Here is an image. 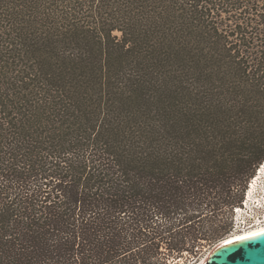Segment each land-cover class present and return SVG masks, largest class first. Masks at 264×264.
<instances>
[{"label": "trees", "instance_id": "1", "mask_svg": "<svg viewBox=\"0 0 264 264\" xmlns=\"http://www.w3.org/2000/svg\"><path fill=\"white\" fill-rule=\"evenodd\" d=\"M263 161L264 0H0V264L195 259Z\"/></svg>", "mask_w": 264, "mask_h": 264}, {"label": "built area", "instance_id": "2", "mask_svg": "<svg viewBox=\"0 0 264 264\" xmlns=\"http://www.w3.org/2000/svg\"><path fill=\"white\" fill-rule=\"evenodd\" d=\"M261 228H264V161L248 180L241 204L233 209L230 236Z\"/></svg>", "mask_w": 264, "mask_h": 264}, {"label": "water", "instance_id": "3", "mask_svg": "<svg viewBox=\"0 0 264 264\" xmlns=\"http://www.w3.org/2000/svg\"><path fill=\"white\" fill-rule=\"evenodd\" d=\"M204 264H264V232L216 246Z\"/></svg>", "mask_w": 264, "mask_h": 264}, {"label": "bare ground", "instance_id": "4", "mask_svg": "<svg viewBox=\"0 0 264 264\" xmlns=\"http://www.w3.org/2000/svg\"><path fill=\"white\" fill-rule=\"evenodd\" d=\"M264 232V228H261V229H256V230H252V231H249V232H245L243 234H235V235H232L230 237H228L227 239H225L224 241H222L221 243H219L218 245L220 244H224V243H227V242H232V241H235V240H240L242 238H246V237H249V236H254V235H257V234H260ZM217 245V246H218ZM210 254V253H209ZM208 254V255H209ZM208 257V256H207ZM207 258H205V260L199 264H204L205 261H206Z\"/></svg>", "mask_w": 264, "mask_h": 264}, {"label": "rangeland", "instance_id": "5", "mask_svg": "<svg viewBox=\"0 0 264 264\" xmlns=\"http://www.w3.org/2000/svg\"><path fill=\"white\" fill-rule=\"evenodd\" d=\"M231 234V233H230ZM230 236V235H229ZM228 236V237H229ZM217 245H215L214 247L211 248H207L205 249V251L203 252V254L199 257H196L195 259H180L179 260V264H199L201 262H203L205 260V258H207L208 254L212 252V250L216 247Z\"/></svg>", "mask_w": 264, "mask_h": 264}]
</instances>
